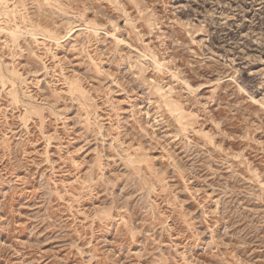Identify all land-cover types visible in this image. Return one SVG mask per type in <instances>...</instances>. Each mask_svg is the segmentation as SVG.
<instances>
[{"label": "rangeland", "instance_id": "1", "mask_svg": "<svg viewBox=\"0 0 264 264\" xmlns=\"http://www.w3.org/2000/svg\"><path fill=\"white\" fill-rule=\"evenodd\" d=\"M0 264H264V0H0Z\"/></svg>", "mask_w": 264, "mask_h": 264}]
</instances>
